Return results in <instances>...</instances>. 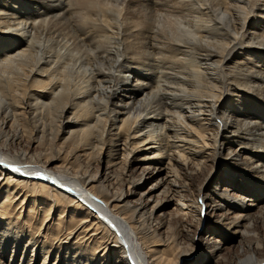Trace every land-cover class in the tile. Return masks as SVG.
<instances>
[{"label": "bare ground", "instance_id": "bare-ground-1", "mask_svg": "<svg viewBox=\"0 0 264 264\" xmlns=\"http://www.w3.org/2000/svg\"><path fill=\"white\" fill-rule=\"evenodd\" d=\"M136 2L0 0V264H264V0Z\"/></svg>", "mask_w": 264, "mask_h": 264}, {"label": "rangeland", "instance_id": "rangeland-1", "mask_svg": "<svg viewBox=\"0 0 264 264\" xmlns=\"http://www.w3.org/2000/svg\"><path fill=\"white\" fill-rule=\"evenodd\" d=\"M137 2H136V4H134V5H138V6H145V7H147V0H136ZM140 1V2H139ZM140 4V5H139ZM146 4V5H145ZM149 12H150V17L151 16H154V15H158L156 12H155V10L154 9H152V10H148ZM156 13V14H155ZM129 18V17H128ZM151 32H152V30H150L149 29V35H151ZM145 35V34H144ZM241 44V42L239 43V45L238 46H235L234 47V49L232 50V52H231V54H230V64L228 65V67H233V63H236V64H240V63H242L243 62V60H242V58H243V55H242V53H240V49H243V46L242 45H240ZM239 48V49H238ZM238 49V50H237ZM152 53H153V51H151ZM237 56V57H236ZM155 57L154 56H152V59H154ZM214 185L213 184H211V183H209V185L207 186V190H211V188L213 187ZM215 187V186H214ZM202 194H204V193H202ZM202 197V195L200 196V198ZM200 201H201V199H200ZM49 224H51V223H49ZM45 229V230H44ZM44 229H42V236L44 235V234H48L47 233V229H48V225H47V228H44ZM88 237L90 236V233L87 235ZM88 237H86V238H88ZM85 238V239H86ZM80 239V238H79ZM85 239H83L84 241H85ZM197 239H199V243H200V240H202L200 237H199V235H197V237H196V240ZM83 240L82 241H79V243L78 244H81V243H83ZM50 241V240H49ZM74 242V240L71 242V244ZM84 246V245H83ZM198 260V259H200V256H197V255H190V256H188V257H184V259L183 260H187V261H194V260ZM180 264H184V263H180Z\"/></svg>", "mask_w": 264, "mask_h": 264}]
</instances>
